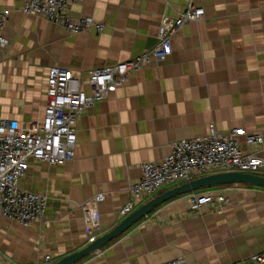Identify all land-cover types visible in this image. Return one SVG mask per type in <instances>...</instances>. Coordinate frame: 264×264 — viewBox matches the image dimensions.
I'll return each mask as SVG.
<instances>
[{
	"label": "crops",
	"instance_id": "0c3cea01",
	"mask_svg": "<svg viewBox=\"0 0 264 264\" xmlns=\"http://www.w3.org/2000/svg\"><path fill=\"white\" fill-rule=\"evenodd\" d=\"M25 1L0 0V12L11 10L8 44L0 48V116L22 122L43 118L50 66L85 78L92 68L153 48L163 16H177L190 1L205 16L183 25L166 60L130 71L114 93L79 116L72 160L31 161L20 184L48 195L45 218L29 225L0 218V264H52L86 247L83 205L100 192L101 234L110 231L123 219L119 210L142 164L162 160L177 140L239 127L264 138V0H83L69 6L70 15L104 28L79 33L22 14ZM240 140L244 152L264 156V141ZM211 189L231 203L197 209L187 194L176 196L75 264H264L251 260L264 252V187L196 192Z\"/></svg>",
	"mask_w": 264,
	"mask_h": 264
},
{
	"label": "built area",
	"instance_id": "2783aa9c",
	"mask_svg": "<svg viewBox=\"0 0 264 264\" xmlns=\"http://www.w3.org/2000/svg\"><path fill=\"white\" fill-rule=\"evenodd\" d=\"M83 0H26L19 11L24 15H39L59 24L71 33L87 29L102 31L104 26L91 17L74 18L69 13L71 4ZM11 10L0 12V48L8 44L4 29ZM205 9L190 1L177 16H163L156 45L133 58L115 64L95 67L85 78L72 70L52 65L47 75V103L41 120L22 122L0 116V218L6 217L23 225L43 221L48 195L25 189L20 181L31 161L49 165H64L72 160L77 145L76 122L94 102L114 93L126 81L130 71L138 70L152 61H164L172 53V40L189 21L204 18ZM240 137L248 145L261 144L263 135L249 133L244 127L227 133L215 131L195 138L173 142L171 150L160 161L142 164V177L129 187V199L119 210L125 218L157 190L178 185L195 178L226 171L259 174L264 172V156L244 152ZM191 205L197 209L205 205L227 206L230 198L221 190L187 193ZM105 194L97 193L83 205L89 242L102 233L99 203ZM50 260V256L46 257ZM2 254L0 252V261ZM253 262L264 263V252L251 256ZM166 261L159 264H175Z\"/></svg>",
	"mask_w": 264,
	"mask_h": 264
},
{
	"label": "water",
	"instance_id": "95a60500",
	"mask_svg": "<svg viewBox=\"0 0 264 264\" xmlns=\"http://www.w3.org/2000/svg\"><path fill=\"white\" fill-rule=\"evenodd\" d=\"M240 183L264 187V175L240 171H226L208 174L195 178L191 181L178 184L154 196L147 202L137 207L110 231L101 234L83 249L70 253L52 264H75L79 260L97 252L103 246L128 231L142 218L153 212L156 207L176 196L187 194L200 188H210Z\"/></svg>",
	"mask_w": 264,
	"mask_h": 264
},
{
	"label": "rangeland",
	"instance_id": "374dc122",
	"mask_svg": "<svg viewBox=\"0 0 264 264\" xmlns=\"http://www.w3.org/2000/svg\"><path fill=\"white\" fill-rule=\"evenodd\" d=\"M175 186V184L173 185V186H169V188H171V187H174ZM203 188H200V189H197V190H195V191H200V190H202Z\"/></svg>",
	"mask_w": 264,
	"mask_h": 264
},
{
	"label": "trees",
	"instance_id": "16d2710c",
	"mask_svg": "<svg viewBox=\"0 0 264 264\" xmlns=\"http://www.w3.org/2000/svg\"><path fill=\"white\" fill-rule=\"evenodd\" d=\"M210 188H214V187H210ZM203 189H207V188H203Z\"/></svg>",
	"mask_w": 264,
	"mask_h": 264
}]
</instances>
